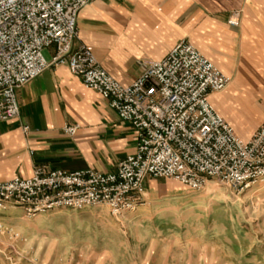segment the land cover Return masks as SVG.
I'll use <instances>...</instances> for the list:
<instances>
[{
  "label": "built area",
  "instance_id": "obj_1",
  "mask_svg": "<svg viewBox=\"0 0 264 264\" xmlns=\"http://www.w3.org/2000/svg\"><path fill=\"white\" fill-rule=\"evenodd\" d=\"M94 0H0V122L20 115L17 92L53 66L67 65L137 132V152L116 174L66 172L45 165L31 177L0 181V210L28 217L60 209L105 206L115 217L145 204V181L173 180L193 191L209 179L243 191L264 181V123L249 141L216 111L209 97L232 80L190 42L181 41L162 61L148 62L129 85L115 79L79 42L80 12ZM240 12L228 24L240 25ZM54 47L49 63L44 50ZM28 132L29 127H24ZM77 126L64 133L77 134Z\"/></svg>",
  "mask_w": 264,
  "mask_h": 264
},
{
  "label": "crops",
  "instance_id": "obj_2",
  "mask_svg": "<svg viewBox=\"0 0 264 264\" xmlns=\"http://www.w3.org/2000/svg\"><path fill=\"white\" fill-rule=\"evenodd\" d=\"M235 12L240 25L231 27ZM78 29L77 44L89 47L125 85L143 74L146 63L190 42L232 80L209 100L237 136L249 141L263 125L264 0H94L80 12ZM44 53L50 63L55 48ZM17 100L19 117L0 122V181L31 177L39 165L116 174L121 161L137 152L135 129L67 65L45 71L18 90ZM66 126H77V134L66 135ZM175 185L148 178L144 201L172 195Z\"/></svg>",
  "mask_w": 264,
  "mask_h": 264
},
{
  "label": "rangeland",
  "instance_id": "obj_3",
  "mask_svg": "<svg viewBox=\"0 0 264 264\" xmlns=\"http://www.w3.org/2000/svg\"><path fill=\"white\" fill-rule=\"evenodd\" d=\"M0 264H264V181L243 191L177 183L121 217L105 206L0 210Z\"/></svg>",
  "mask_w": 264,
  "mask_h": 264
}]
</instances>
